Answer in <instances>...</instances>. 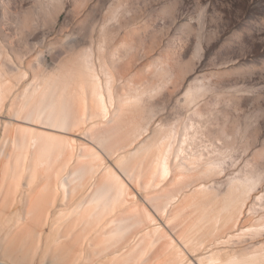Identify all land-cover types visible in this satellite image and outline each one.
Masks as SVG:
<instances>
[{
	"label": "bare ground",
	"instance_id": "1",
	"mask_svg": "<svg viewBox=\"0 0 264 264\" xmlns=\"http://www.w3.org/2000/svg\"><path fill=\"white\" fill-rule=\"evenodd\" d=\"M73 56L31 93H0L26 97L8 104L17 124L3 156L0 140V219L13 200L22 207L0 264H264L261 228L243 225L262 218L245 203L247 183L209 185L219 166L186 151L188 127L141 140L143 83L121 72L110 85Z\"/></svg>",
	"mask_w": 264,
	"mask_h": 264
},
{
	"label": "rangeland",
	"instance_id": "2",
	"mask_svg": "<svg viewBox=\"0 0 264 264\" xmlns=\"http://www.w3.org/2000/svg\"><path fill=\"white\" fill-rule=\"evenodd\" d=\"M73 55L88 57L110 85L121 72L134 74L147 89L140 139L156 128L188 127L186 151L209 155L219 166L209 185L247 183L245 203L262 218L243 225L259 226L264 238V0H0V79L13 84L0 93H31ZM23 97L15 98L20 106ZM6 98L1 156L11 147L12 111L19 107ZM8 206L0 239L21 223L18 199Z\"/></svg>",
	"mask_w": 264,
	"mask_h": 264
}]
</instances>
